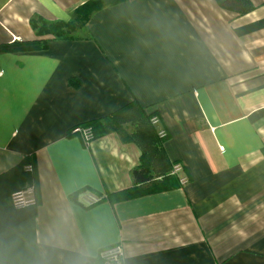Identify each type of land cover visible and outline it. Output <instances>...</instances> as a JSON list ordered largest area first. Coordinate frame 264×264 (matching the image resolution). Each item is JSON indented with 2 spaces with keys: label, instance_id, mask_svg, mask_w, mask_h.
Masks as SVG:
<instances>
[{
  "label": "crops",
  "instance_id": "1",
  "mask_svg": "<svg viewBox=\"0 0 264 264\" xmlns=\"http://www.w3.org/2000/svg\"><path fill=\"white\" fill-rule=\"evenodd\" d=\"M85 1L0 0V45L47 40L0 51V175L33 156L37 176L0 264H95L115 244L125 264H264V0H124L38 35ZM114 113L88 145L71 133Z\"/></svg>",
  "mask_w": 264,
  "mask_h": 264
},
{
  "label": "trees",
  "instance_id": "2",
  "mask_svg": "<svg viewBox=\"0 0 264 264\" xmlns=\"http://www.w3.org/2000/svg\"><path fill=\"white\" fill-rule=\"evenodd\" d=\"M124 0H86L81 5L77 6L73 11L72 18L68 21L57 20L54 22L46 23L44 22L38 30V35L42 36L45 33L52 34L54 38H66L68 37L67 30L74 29L76 22L81 21V24H84L89 16L101 9L105 5H113L119 3ZM219 4L225 8L235 11L236 13L243 14L245 12L250 11L253 8L252 3L249 0H218ZM47 40L45 38H36L31 40H21V41H13L11 43H5L0 45V51H32V50H41L46 49ZM119 113V112H117ZM117 113H114L110 116H105L102 118L94 119L89 122H85L82 126H90L93 135L95 134V126L99 123V121L107 120L112 118ZM95 136V135H94ZM33 156H26L18 163L16 166L5 172V174L0 175V190L2 186L6 184H12V189L19 188V184L21 182H25L21 188H24L29 184H33L36 182V171L34 167ZM26 165L31 166V171H26ZM17 182V184H16ZM35 186V185H34ZM129 190L124 189L123 191H116L109 194V197H117L116 199L126 198L127 196L133 194L128 193ZM131 192V191H130ZM136 193V192H135ZM134 193V194H135ZM0 232L9 228L15 222L19 221L23 218V215L19 213L21 208H14L9 203L10 193L0 195ZM4 197V198H3ZM6 197H8V201H6ZM104 199L101 197L100 200ZM35 206H32L29 210H32ZM23 209V208H22Z\"/></svg>",
  "mask_w": 264,
  "mask_h": 264
},
{
  "label": "built area",
  "instance_id": "3",
  "mask_svg": "<svg viewBox=\"0 0 264 264\" xmlns=\"http://www.w3.org/2000/svg\"><path fill=\"white\" fill-rule=\"evenodd\" d=\"M151 123L156 124L158 122L157 117L153 116ZM164 130H159L157 133L159 136H165ZM71 133L81 137L83 142L88 145L93 139V131L90 126H82L81 124L71 129ZM31 170V166L27 167ZM180 163H174L171 172L177 174L182 183H186V177L180 174L182 171ZM101 197L95 193L84 190L82 192L81 201L86 205H93L100 202ZM9 203L18 209L28 208L37 205V196L33 185H28L24 188L17 189L10 194ZM122 246L120 244L110 245L99 250L98 260L95 264H125Z\"/></svg>",
  "mask_w": 264,
  "mask_h": 264
}]
</instances>
